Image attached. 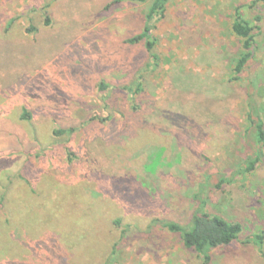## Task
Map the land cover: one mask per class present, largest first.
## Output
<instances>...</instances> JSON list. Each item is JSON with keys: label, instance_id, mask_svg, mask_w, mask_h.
I'll list each match as a JSON object with an SVG mask.
<instances>
[{"label": "rangeland", "instance_id": "rangeland-1", "mask_svg": "<svg viewBox=\"0 0 264 264\" xmlns=\"http://www.w3.org/2000/svg\"><path fill=\"white\" fill-rule=\"evenodd\" d=\"M153 1L0 0V264H202L197 210L242 227L210 264H264V0H169L148 53Z\"/></svg>", "mask_w": 264, "mask_h": 264}, {"label": "trees", "instance_id": "trees-1", "mask_svg": "<svg viewBox=\"0 0 264 264\" xmlns=\"http://www.w3.org/2000/svg\"><path fill=\"white\" fill-rule=\"evenodd\" d=\"M131 1L144 4L148 0ZM168 2L169 0H154L145 16L143 34L137 40L144 41L148 53H152L154 49V37L152 34L153 23L155 20H160L164 17ZM232 31L237 38L243 40V53L237 60L234 70L237 74H239L242 72L252 56V28L248 22L243 20L238 15L236 22L232 27ZM152 59L156 60L157 58L152 57ZM106 88L107 86L102 84L101 89ZM135 90L136 92H141V85L136 84ZM29 118V113L26 110H23L21 119L29 120ZM254 124L257 142L258 144H261L264 141L263 123L259 120L254 122ZM259 159L260 155L256 156L254 160L250 161L246 171H253ZM159 166V159H156L155 163H152L149 168L152 169V172H155ZM165 228L169 232L177 234L181 243L186 249L193 250L195 253H197L200 257V260L202 261V264H210V252L231 245L239 238V235L242 232V227L240 224L229 223L220 217L201 213L198 210L192 215L187 225L183 226L176 223H167L165 224ZM251 241L254 246H257L259 252L264 257V253H262V251L264 252V236L256 234L253 236Z\"/></svg>", "mask_w": 264, "mask_h": 264}]
</instances>
